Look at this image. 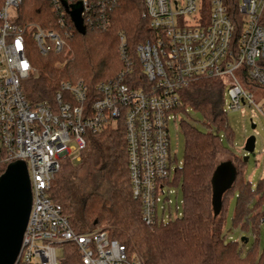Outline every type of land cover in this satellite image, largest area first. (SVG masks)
<instances>
[{
    "label": "built area",
    "instance_id": "1",
    "mask_svg": "<svg viewBox=\"0 0 264 264\" xmlns=\"http://www.w3.org/2000/svg\"><path fill=\"white\" fill-rule=\"evenodd\" d=\"M48 2L58 28L20 23L23 0H0V167L23 160L32 193L14 264H57L56 249L64 243L77 246L83 264H142L106 230L75 232L62 206L49 196L51 184L62 161L80 160L87 133L122 125L131 192L140 202L142 221L148 226L164 221L168 197L162 200L160 218L157 205L178 169L168 122L176 118L179 93L202 80L222 79L226 113L254 104V90L244 85L243 76L264 89V26L259 21L264 0H237L239 35L237 20L223 0H143L150 33L135 47L137 62L128 57L119 34L124 68L99 82L95 92L83 79L62 80L53 101L32 103L23 84L34 70L33 50L47 55L69 48L66 38L73 21L68 10L77 2L83 24L95 7H105L104 0Z\"/></svg>",
    "mask_w": 264,
    "mask_h": 264
},
{
    "label": "trees",
    "instance_id": "2",
    "mask_svg": "<svg viewBox=\"0 0 264 264\" xmlns=\"http://www.w3.org/2000/svg\"><path fill=\"white\" fill-rule=\"evenodd\" d=\"M237 20L241 32V14L237 0H223ZM105 7L84 20L85 33H78L69 23L71 34L66 38L68 49L60 54L40 55L34 70L23 84L27 99L53 101L62 80L83 79L90 92L96 85L115 76L124 68L118 49L119 34L126 43L128 57L137 62L135 47L149 36L143 16V0H104ZM20 23H37L41 27L58 28L48 0H23L19 8ZM264 26V11L260 16ZM243 71V70H242ZM244 85L264 93V89L243 76ZM225 83L222 79H207L184 88L174 113H186V106L202 113L204 123L222 129L231 142L233 133L223 110ZM184 134L182 165L169 179L182 191L181 214L152 226L141 218L140 202L131 192L125 132L122 125L107 124L100 131L87 133V144L81 158L61 163L49 196L59 203L75 232L106 230L111 238L122 243L128 255L135 254L142 264H264V252L254 247L246 253L238 241H225L224 224L227 200L235 196L232 225L259 232L264 212V178L253 188L244 178L245 161L225 147L217 133L201 132L181 119ZM230 154L236 167L231 187L222 195L221 209L212 208L211 177L221 162V155ZM4 171L0 167V174ZM250 206H252L250 208ZM62 257L57 264H83L74 243L58 246Z\"/></svg>",
    "mask_w": 264,
    "mask_h": 264
},
{
    "label": "rangeland",
    "instance_id": "3",
    "mask_svg": "<svg viewBox=\"0 0 264 264\" xmlns=\"http://www.w3.org/2000/svg\"><path fill=\"white\" fill-rule=\"evenodd\" d=\"M34 63L38 61L36 51L32 52ZM254 104L251 106L243 105L237 111L227 113V123L233 133V140L230 142L225 135V131L220 129L216 132V128L212 125L204 123V117L201 112L194 110L190 106H186V113H179L175 119H169L168 133L170 140L171 154L176 157L178 167L182 165L184 158V134L181 129V119L193 124L201 132L212 131L217 133L225 147H227L234 155L244 159L247 157L244 166V178L250 181L253 188L259 179L264 178V94L259 91L253 92ZM116 124V121H114ZM252 124L255 125L252 128ZM255 136V147L253 153H247L244 150L246 139ZM81 158V157H80ZM220 161H233V157L226 154L219 157ZM164 197H168L164 203L163 220L167 221L179 216L182 211V191L180 185L169 186L165 188V193L160 196L161 201L157 205L158 217H161V206ZM235 196H230L227 200V218L224 224L225 241H238L245 253L254 247L259 252H264V221L260 223L259 232H253L251 225L248 228L232 225V215L235 208ZM177 205V211H176ZM252 206H250L251 208ZM261 211L264 212V203L261 205ZM56 254L58 258L62 257V249L57 248Z\"/></svg>",
    "mask_w": 264,
    "mask_h": 264
},
{
    "label": "water",
    "instance_id": "4",
    "mask_svg": "<svg viewBox=\"0 0 264 264\" xmlns=\"http://www.w3.org/2000/svg\"><path fill=\"white\" fill-rule=\"evenodd\" d=\"M63 5L67 9L65 2ZM68 12L76 31L84 34L81 3L77 2ZM254 147L255 136L251 135L245 141L244 150L248 154L253 153ZM243 160L246 161L247 157ZM235 177L236 167L231 161H221L215 167L211 177V203L215 215L221 209L223 193L231 187ZM31 205L32 193L26 163L16 160L9 163L0 174V264L16 262Z\"/></svg>",
    "mask_w": 264,
    "mask_h": 264
}]
</instances>
